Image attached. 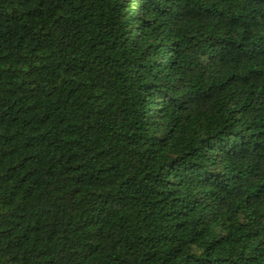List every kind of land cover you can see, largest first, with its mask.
<instances>
[{
	"label": "trees",
	"instance_id": "trees-1",
	"mask_svg": "<svg viewBox=\"0 0 264 264\" xmlns=\"http://www.w3.org/2000/svg\"><path fill=\"white\" fill-rule=\"evenodd\" d=\"M0 264H264V0H0Z\"/></svg>",
	"mask_w": 264,
	"mask_h": 264
}]
</instances>
